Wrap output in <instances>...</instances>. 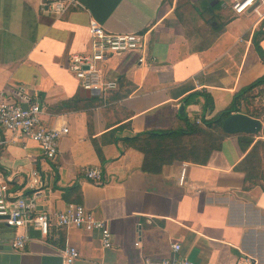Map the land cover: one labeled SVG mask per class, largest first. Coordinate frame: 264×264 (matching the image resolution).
Returning <instances> with one entry per match:
<instances>
[{
	"label": "crops",
	"instance_id": "crops-1",
	"mask_svg": "<svg viewBox=\"0 0 264 264\" xmlns=\"http://www.w3.org/2000/svg\"><path fill=\"white\" fill-rule=\"evenodd\" d=\"M48 1L0 0V92L24 106L38 99L43 124L69 130L51 161L37 141L0 128L9 139L0 148V178L31 194L38 169L39 209L55 214L70 202L84 204L107 221L112 246H103L99 230L52 226L43 235L31 228L22 249L12 247L13 237L0 238V264H65L67 245L80 252L72 264H235L248 256L264 264V187L250 186L238 169L249 150L237 133L207 163L174 161L159 173L143 170L144 154L123 141L182 127L183 114L211 118L263 76L253 35L264 30V0L242 14L231 0H75L62 14ZM91 20L116 33L145 34L147 43L144 52L98 61L101 77L118 86L82 96L70 59L86 49ZM195 92L208 93L213 106L204 112L205 97ZM87 166L101 167L105 183L86 179Z\"/></svg>",
	"mask_w": 264,
	"mask_h": 264
},
{
	"label": "built area",
	"instance_id": "built-area-1",
	"mask_svg": "<svg viewBox=\"0 0 264 264\" xmlns=\"http://www.w3.org/2000/svg\"><path fill=\"white\" fill-rule=\"evenodd\" d=\"M260 0H231V7L237 14L249 10H256ZM48 6L55 12L62 14L75 0H49ZM89 39L86 49L79 54L71 56V67L81 81L84 89L98 94L117 88L116 80H104L97 69L98 61L106 60L115 55L146 50V35L141 33H116L107 30L96 20L89 23ZM145 57L141 56L143 61ZM42 107L40 101L35 99L27 101V105L10 102L0 92V128L12 134L37 141L45 159L54 161L59 154L60 140L68 132L65 124L48 127L42 121ZM202 123V118H196ZM9 142L7 137H0V148ZM84 177L94 184L105 183L104 171L99 166H87L83 170ZM31 194L13 191L8 179L0 178V228L11 229L14 233L12 247L22 249L30 239L31 228H37L43 235H47L52 226L77 227L87 230H99L104 247L112 246V231L106 220L98 218L84 204L68 203L55 214L39 209L38 196L43 185L40 171L33 169L30 177ZM173 247L179 251L181 245L174 243ZM65 264H72L80 255L77 247L67 245L62 250ZM169 264H196L188 258L167 260ZM235 264H257L250 256L238 260Z\"/></svg>",
	"mask_w": 264,
	"mask_h": 264
},
{
	"label": "trees",
	"instance_id": "trees-1",
	"mask_svg": "<svg viewBox=\"0 0 264 264\" xmlns=\"http://www.w3.org/2000/svg\"><path fill=\"white\" fill-rule=\"evenodd\" d=\"M263 38L264 30L260 27L254 32L253 43L257 53L264 61V48L261 45ZM260 91H264V75L238 91L232 103L211 118L206 117L204 113L194 118L183 114L185 124L182 127L161 131H143L134 136L125 137L123 141L144 154L143 170L145 171L159 173L162 171L163 165L174 161H192L205 164L211 153L220 149L223 139L229 135L221 127L224 118L232 113L242 112L263 122V129L259 134L237 133L241 147L245 151L249 150L238 165V169L245 174V180L250 186L260 185L259 180L264 182V107L258 109L250 107L252 98L260 95ZM193 94L205 97L204 112L213 106L208 93L195 92ZM185 99L188 101L190 95L186 96ZM242 101L244 106L246 105L244 111L240 104ZM63 104L69 103L64 102ZM197 117L202 118V123L196 122ZM112 132L114 131L112 130ZM200 134H203L205 138L196 140V136ZM97 151L104 160L101 150L97 148ZM75 187L69 189L72 190Z\"/></svg>",
	"mask_w": 264,
	"mask_h": 264
},
{
	"label": "water",
	"instance_id": "water-1",
	"mask_svg": "<svg viewBox=\"0 0 264 264\" xmlns=\"http://www.w3.org/2000/svg\"><path fill=\"white\" fill-rule=\"evenodd\" d=\"M98 93L94 91H90L84 88H81V95L82 96H96ZM185 109V106L182 105L180 108V113H183ZM222 129L229 133V134H235V133H253V134H259L263 129V122L255 117H252L248 114L242 113V112H235L227 117L224 118L221 125ZM7 228L1 227L0 228V238L6 237H14L13 233L6 234Z\"/></svg>",
	"mask_w": 264,
	"mask_h": 264
},
{
	"label": "rangeland",
	"instance_id": "rangeland-1",
	"mask_svg": "<svg viewBox=\"0 0 264 264\" xmlns=\"http://www.w3.org/2000/svg\"><path fill=\"white\" fill-rule=\"evenodd\" d=\"M261 94L260 95H256L255 97L252 98L251 100V105L250 107L252 109H258V108H263L264 107V91H260ZM259 92V93H260ZM246 107V105H245ZM205 138V136L203 134H200L198 136H196V140H203ZM261 185L264 186V182L263 181H258Z\"/></svg>",
	"mask_w": 264,
	"mask_h": 264
}]
</instances>
